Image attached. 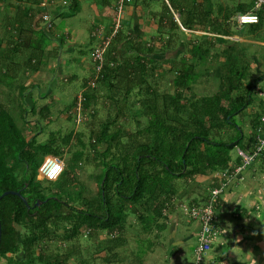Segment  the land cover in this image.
<instances>
[{
    "label": "trees",
    "instance_id": "1",
    "mask_svg": "<svg viewBox=\"0 0 264 264\" xmlns=\"http://www.w3.org/2000/svg\"><path fill=\"white\" fill-rule=\"evenodd\" d=\"M94 1L98 8L112 7L116 12L119 0ZM3 2L7 3L9 12L6 10L4 13L8 15L5 14L0 21L3 28L0 49L5 45L4 51H0V83L5 84L8 91L5 93L0 90V196L4 192L14 191L19 192L30 206L38 200L42 204L27 210L22 199L17 196L7 195L0 200V261L5 259L4 264H67L71 256L78 254L79 248L72 246L64 255H53L47 251V245L42 248L43 242L52 236L51 230L59 229L60 223H65L64 232L68 230L69 233L65 238L69 241L79 238L83 233L85 237L90 235V238L98 232L115 235L114 239L103 246V251L110 254L103 260L107 264L119 262L123 259L118 257L117 251L125 246L129 216H136L146 235L155 228L157 232H162L166 227L160 220L177 194L176 181H192L197 176H207L228 169L230 172L235 166L231 164L230 153L237 146L242 150L243 131L233 124V116L240 114L253 103L252 97L255 95L257 82L264 79V74L248 83L250 75L246 71H249V65L243 63V54L240 53L243 49H237L238 42L232 40L235 35L242 36L244 27H238L236 22L237 28L232 31L228 22L231 14L253 12L259 21L257 24L247 25V31L250 35L260 36L264 31V5L256 9L252 4L238 2L235 5L236 10L231 14L225 13L220 20L212 21L211 11L203 9L202 3H190L186 6L185 1L162 0L159 13L151 11L157 20V30L160 33L158 39L162 41V45L167 38L165 47H160L170 48L171 40L177 39L179 34L185 32L199 30L205 39L200 41L201 44H191L189 60L181 59L176 68L170 67L174 88L172 95L157 94L155 88L147 82L155 73L151 65L153 60L148 58L154 49L149 43H133V35L126 34L121 27L123 24H120L110 39L98 76L82 82L84 90L80 98L78 95L74 96L67 106L66 119L81 117L79 124H83L87 117H95L96 103L102 86L105 89V97L108 98H112L117 92L128 98L137 88L141 96L139 106H136V101L128 106L127 111H122L121 107L113 102L114 117H146V122L134 133H128L115 119H107L98 132L90 135V147L100 159L98 166L102 170L97 177L100 184L97 196L92 199L83 196V207L75 209L70 205L72 201L68 196L62 198L58 192L44 195L42 190H32V181L26 170L41 150L45 152L44 155L58 156L60 148L69 146L74 141L84 149L81 132L71 131L62 136V145L58 142L59 132L52 133L48 143H37L36 136L42 132L39 122L30 129V133L34 134L28 138L25 133L26 129L28 130L25 117L27 112L23 110L21 116L24 114V117H16L19 124L21 123L18 125L12 113V106H5L3 98L8 99L15 86L24 84L22 79H18L19 74L22 77L26 76L27 71L36 74L47 65L50 55H58L60 52L64 38L55 41L54 49H46L54 40L53 20H50L48 29L40 26L43 17L48 16L47 11L49 17L53 18L74 16L79 0H0V6ZM130 2L131 0L125 1L123 6ZM154 2L159 1L140 0V4L145 7H151ZM63 11L69 12L66 14ZM174 14L178 16L184 31L178 25ZM128 24L123 26L127 27ZM38 26L40 28H37ZM107 28L106 37H109L114 30V21ZM216 45L223 47L220 53L223 62L219 75V90L212 95L189 100L185 93L191 92L198 82L201 74L198 68L207 63L210 50L215 49ZM49 71L54 74L55 69ZM95 77V84L90 87L89 82ZM20 89V98H24V92L27 90L22 86ZM159 97L162 99L160 105ZM42 110V116L49 112L48 107ZM259 117L256 115L252 120L255 127L259 125ZM111 126L114 131L110 130ZM225 126L236 128L237 134L235 132L234 137L228 141L211 137L213 132H219ZM54 143L58 145L59 151L53 148ZM99 147L104 149L98 150ZM77 153L83 156V150ZM56 182L60 184L59 179ZM18 227L25 230V233L21 235ZM154 237L159 239L160 234L155 233ZM139 241L143 240L140 238ZM150 248L151 246L144 247L146 251L141 256H145ZM138 249L140 250L139 246ZM138 253L136 255L140 256ZM19 254H22V257H16ZM77 264L88 263L80 261Z\"/></svg>",
    "mask_w": 264,
    "mask_h": 264
},
{
    "label": "rangeland",
    "instance_id": "2",
    "mask_svg": "<svg viewBox=\"0 0 264 264\" xmlns=\"http://www.w3.org/2000/svg\"><path fill=\"white\" fill-rule=\"evenodd\" d=\"M5 1V0H4ZM139 2H135V0H131L130 3L123 6V12L122 15H120L119 22L120 24L129 23L127 27L121 26L124 28V32L128 35L137 34V37L133 35L132 42H145L149 43L150 47L154 49V52L148 56V58L152 59L153 62L151 63L152 67L154 68V75L152 77H149L147 79V82L155 88L157 91V94H167L172 95L174 92V88L172 85V73L169 72L170 67L176 68L177 63L181 59L189 60L190 53L189 49L191 44H201L200 41H204L205 39L202 37V33L198 31H194L192 33H187L182 35H178L177 39L173 38L170 42V48L163 49V46L165 42L167 41V38H165V42L163 45L161 44L162 41L158 39L159 37V31L157 30V20L152 16L151 11L155 13H159L160 6L162 5V0H157L159 2H154L151 7H145L140 4ZM175 1V0H174ZM172 0V2H174ZM179 1V0H176ZM184 2V5H189L190 3H202L203 9H209L211 11V19L212 21H216V19L220 20L221 17L227 13L231 14L232 11H235V5L236 3H245V4H252L256 8L257 1L255 0H181ZM87 3V2H86ZM85 3V0L79 1L78 6V14H76L74 17H70L69 15H66L64 18H53L50 17V20L55 21V25H57L58 30H63L64 28L69 29V31H73V27L71 26L72 23H75L77 26V29L80 31H77L75 28L76 25H74V28L76 29V33H78L75 39L77 43L81 44L80 42L83 41V43H86V46H76V49L74 52L70 53L69 48H65L67 46V42H65L61 46L60 52L57 54H52L48 57L47 65L43 66V68L39 71L38 74H33L32 72L27 71L26 76L28 77L26 79L25 77H22L20 74L18 75V79H22L24 83H27L30 85V89H28V93H38V88L34 86L35 82L37 81H44L48 83L47 87L51 88L52 85L56 84V88H52L53 94H60L63 92V86L60 84V78H63V76H67L70 74L77 73L79 77H81V74L78 73L79 69H81L83 66L87 67L90 66L93 68V76L96 74V70L94 68V63L91 60V53H90V47L93 46L96 42L94 40V43L88 41V36L90 33H88L86 30L89 26H91V23L93 21V12L90 10V3ZM65 4V1H63V5ZM98 4V3H97ZM114 4V3H113ZM59 5V4H58ZM57 5V6H58ZM7 3L3 2L1 3V15H0V21L8 15L6 10L8 8L6 7ZM51 8H54L51 6ZM49 8V9H51ZM257 9V8H256ZM9 12V10L7 11ZM11 15L13 14V11H11ZM64 13L68 14L69 11H63ZM108 16L105 17V23L106 26L110 25L112 21L116 19V12L114 11V8L110 7L108 9ZM6 14V15H5ZM48 16L49 13L47 11ZM237 13L231 14L229 19V27L232 31H235L236 26V17ZM174 18L178 19V16L174 14ZM127 19V20H126ZM210 22V21H209ZM208 22V24H209ZM41 25V24H40ZM244 33H242L241 37L233 36L232 40L238 42L237 49H243L240 51L243 55V63L249 65V71H246L247 74L250 75L249 77V84L253 82V80L256 77L263 76L264 74V31L262 35H250L248 34V28L249 26H243ZM128 28V29H125ZM108 29V28H107ZM136 29V30H135ZM138 31V32H137ZM184 31V30H182ZM247 31V32H246ZM0 33L3 34V28L0 29ZM107 31L105 32V34ZM133 33V34H132ZM167 36V34H164ZM106 37V35H105ZM213 37V36H212ZM141 41H138V39ZM213 40V38H212ZM74 41V40H73ZM74 45V43H73ZM97 45V44H96ZM125 45V44H124ZM165 47V45H164ZM216 48H212L210 50V56H208V61L203 67H199V73L200 78L198 79V82L193 86L191 92H186L185 96L189 100H194L197 97H202L205 95H212L219 90V75L221 70V63L223 62V57H220V53L223 49L222 46L216 45ZM121 49V47H120ZM62 51V52H61ZM66 52V53H65ZM72 55L75 57L74 61L68 59L70 57L68 55ZM121 52V51H120ZM122 53V52H121ZM244 67H248L244 65ZM49 69H55L54 74H51ZM247 69V68H246ZM43 73V74H42ZM90 77V74L87 73L86 75L83 74L81 78H79V82H81V87L76 89L75 82L71 81L69 84H66V99L71 100L73 96L79 95L80 92H82L84 89L82 87V82L85 81V79H88ZM85 78V79H84ZM84 79V80H82ZM51 81L54 82V84H51ZM36 85V84H35ZM31 86H33L31 88ZM53 87V86H52ZM75 88V89H74ZM72 90V92H71ZM105 89L100 86V93L97 100V106H96V116L95 117H87V120L83 124H79L77 120L82 119L81 117L73 118V120H67L66 117H26L28 121V130L26 129V135L27 137H32L34 133H30V129H32L33 126H35V123L38 121L39 124L42 126V132H39L36 136L37 143L44 144L48 143L50 139V135L53 133H58V139L60 142L59 144H63L61 142V137L65 134L70 133L71 131L75 132H81V141H83V144L85 146L84 149L80 147V145L77 143V141H74L71 145L65 146L63 148H60V151L58 150L55 143L53 144V148L59 151L58 157H60L64 161L65 170L62 173V175L59 178V183L55 182H48L44 179H38V169L41 163L43 162L44 158L47 155H44L45 152L41 150V153L39 152L32 162L29 163V167L26 170L27 176L30 178L31 182V189L35 190H42L44 195H48L49 193H57L58 195L62 196L64 198L65 196H68L72 202L68 200V203L70 202V205L72 207H75V209H81L83 205L81 204V200L83 199V196L87 199L95 198L98 192V186L100 182L98 181V175L101 173V167L98 166L100 159L97 157V155L93 152V148L90 147V135L92 136L94 133L98 132L104 122L111 121L115 119V121L121 125V128L124 131H127L128 133H134L138 129L142 128L145 124L146 117H114L115 111L113 109V104L116 103L118 107H121L122 111H127L128 106L136 103V106H139L138 101L141 99V96L138 94V89L135 88L132 92V94L128 98L122 97V94L117 92L114 95H112V98L105 97L106 93L104 92ZM258 91L264 93V79L257 82L255 95L253 94V103L247 107L243 112L240 114L233 116V124L239 126L240 129L243 131V135H249L250 131H255V128L251 127L252 120L255 119L256 115L261 116L262 110L264 108V95L259 96ZM49 92V91H48ZM108 92V91H107ZM114 92V91H113ZM15 93H17V90L15 89ZM34 97V96H33ZM6 98H3V101ZM48 101V99H46ZM70 101V102H71ZM114 102V103H113ZM162 102V99L158 98V104L160 105ZM62 103H60L61 106ZM116 107V106H115ZM21 108L19 112H16V108L12 109V113H14V118L17 121L18 125L19 120L16 118L21 117L22 109ZM68 107H66V110ZM110 109V110H109ZM29 111V110H28ZM111 111V114L108 115V112ZM30 114V113H29ZM24 117V114H23ZM137 121L138 124H137ZM111 131H114V127L111 126ZM251 131V132H252ZM235 132L237 134L238 130L236 128L225 126L222 130L219 132H213L211 135L214 139H222L225 141H228L230 138L234 137ZM41 133V134H40ZM253 134V135H252ZM252 137L254 136V133H252ZM251 136L247 138L253 139ZM124 142L126 140L124 139ZM101 147L98 148V150ZM104 149L103 147L101 148ZM83 150V156H79L77 152H81ZM250 153V151H248ZM261 155L251 164V166L256 165L259 162ZM231 158L238 160L237 163L240 162V164H236L234 162L235 166H239L242 164V157L237 154V149L235 148L230 153ZM232 161V160H231ZM250 166V167H251ZM252 166V167H253ZM249 169V168H248ZM63 182V183H62ZM62 183V184H61ZM67 183V184H66ZM195 183L199 184L197 181H187L185 179H181L176 181V190L177 194L172 198L171 204L169 205V209H167L164 213V215H172L177 216L178 222H177V231L179 232V237L185 233L180 232V230H183V226H185V221L188 220L186 216L182 214L179 207L182 204H202L206 201L209 195V190L211 189L210 181L205 183V187H197L196 190L191 194L189 192V188H191L192 185ZM59 184V185H58ZM71 184H74V186H70ZM56 187V188H55ZM190 193V194H188ZM190 195V196H189ZM191 197H194L193 199H190ZM79 198V199H78ZM82 198V199H81ZM84 200H82V203ZM260 210V209H259ZM264 211V208L262 209V213ZM164 220L167 221L166 218H162L160 220V223H164ZM170 222H166L165 227L168 225H172V218L169 220ZM128 231L125 233V246L122 249H119L117 251L118 257H122L123 260H120L119 262H113L111 264H149L151 262V259L154 256H151L154 248L159 247L158 243L163 244V240L165 239H156L154 237L155 233L158 235L161 233V230L157 232L156 228L148 235L144 234L142 231V226L138 222V219L136 216H129L128 218ZM168 224V225H167ZM64 226L65 223H60L59 229H52V236L47 238L43 244L42 248L47 245V251H50L53 253V255H64V252L72 247L75 246L78 249V254L75 256H71V258L68 260L67 264H77L80 261H83L84 263L88 264H107L103 259L109 257V253L103 251V246L106 242H109V240L114 239V237L108 235L105 232H98L97 234H93V236L90 238V235L85 237V233L81 234L79 238L73 239V240H67L65 237H68L69 233L68 230L64 232ZM69 229V226L66 225ZM52 228V226H49ZM63 227V228H62ZM19 233L22 235L25 233V230L21 228H17ZM185 230V229H184ZM187 231V229H186ZM161 236V234H160ZM142 239L143 241H139V239ZM138 239V241H137ZM145 239V240H144ZM160 240V241H159ZM167 240V239H166ZM165 240V241H166ZM190 245H198V241L196 243L195 238H191ZM155 242V245H154ZM45 243V244H44ZM196 243V244H195ZM152 244V245H151ZM168 242H166L167 247ZM164 245V246H165ZM138 246L140 250L138 249ZM149 246H152V250L149 251L151 253H146L145 256H141L146 250H144V247L149 248ZM154 246V247H153ZM162 245V247H164ZM195 246V247H196ZM101 248V249H100ZM191 248V247H190ZM190 248L186 247L183 249V255H181L178 258L171 257L167 261H164V264H195V255H194V249L191 250ZM157 250V249H156ZM139 252V253H138ZM158 252V251H157ZM139 254L140 256L136 255ZM8 257H10L8 255ZM16 257H22V254H19ZM204 258H202L201 264L204 261ZM6 262L5 259H1L0 264H4Z\"/></svg>",
    "mask_w": 264,
    "mask_h": 264
},
{
    "label": "crops",
    "instance_id": "3",
    "mask_svg": "<svg viewBox=\"0 0 264 264\" xmlns=\"http://www.w3.org/2000/svg\"><path fill=\"white\" fill-rule=\"evenodd\" d=\"M89 1L92 2L90 3L89 7L93 12L94 17L91 26H89L86 31L90 33L88 36V41L94 43L95 40L96 42L90 47V50H92L94 47H96V44L100 43L99 38L93 36V32L97 28H100L102 30L103 37L106 35L105 32L107 31V26L105 23V17L109 14V8H98L94 0H85V3H88ZM78 13L79 12L77 10L76 14ZM76 14H74V16ZM55 24L56 23L54 21V40L46 49H54L56 47L55 41H60L62 38H64L63 43H68L65 48H69L70 53L74 52L76 46H86L85 42L83 43V41H81V44H79L75 40L79 35L76 33L78 25L72 23L71 26L73 27V31L70 32L69 29L66 28L61 31L58 30V27ZM124 24L127 25L128 23ZM41 25L45 27V29H48L46 22L43 21ZM74 25H76V29L74 28ZM1 28L2 27L0 23V29ZM37 28L40 27L38 26ZM77 31L80 30L77 29ZM133 35L136 36V33ZM0 36H3V34L0 33ZM4 41L6 40H3V42ZM4 49L5 45L2 46L0 51H4ZM69 56L70 57H68V59L70 58V60L74 61L75 57L72 55ZM38 73L39 72L36 74ZM78 73L81 74V77L83 74L86 75L89 73L90 77L88 79H91L93 75V68L90 66H83L81 69H79ZM81 77H79L77 73H74V75L70 74L60 78V84L63 86V92L60 94H53L52 88H56V84H54L53 81H51V84L54 85H52L53 87L51 86V88L47 87L48 83L44 81L35 82L36 85L34 84V86L38 88V93H33L34 97L32 96V93H28V89H30L29 84L24 83L20 86H15L14 91H12L13 94L11 96L9 95L8 99H5L6 101H3L4 105L12 106V109L13 107L16 108V112H19L21 108L25 107L22 109V111L25 110L27 112L25 117H68V109L66 110V107L71 103V100L65 98V96L67 97L65 91L68 89H66V84H69L71 81H76V89H79L81 87L79 78ZM74 78L75 80H72ZM21 86L24 90H27L24 92V98H20L19 90H21ZM32 87L33 86H31V88ZM15 89L17 90V93H15ZM0 90L5 93L8 91L5 84L3 83H0ZM46 99H48V101H46ZM60 103H62V107H58L60 106ZM44 107H48L49 112L48 114H44L42 116L41 112L43 111L42 109ZM250 124L252 128H255L254 122H251ZM251 131L249 132V135L245 136L242 134L243 142L241 148L244 152L250 151L251 145L254 143L253 139L247 140V138L249 136L252 137V133H254ZM236 149L241 150L239 149V146H237ZM231 160V164L233 166L234 162L236 164L238 162V160H236V158L234 159L233 157ZM252 166L248 167L249 169L246 168L243 170L236 177L230 178L229 182L225 181V187L219 196V205L215 210L218 221L217 224L222 233L212 244L210 250L205 254L202 264H264V211L262 213V209L264 208V153L260 157L259 162L253 167ZM220 173L221 172H213L207 176L195 177V181H197L199 184L195 183L192 185L191 188H189V192L192 194L198 186L202 188L205 187L204 184L208 181H210L211 187L212 185L214 186L218 183H223V180L218 179ZM193 198L194 197H191L190 199ZM163 218L167 219V221L164 220L165 224L166 222H170L169 220L172 218L173 224H167L168 226L160 233V240H167H163V244L158 243L159 247L154 248L155 250H153L152 254H150L154 257L151 259L149 264H164L163 262L167 261L171 257H173V259L178 258L183 255V249L186 247H191V250L195 249L196 245L189 244L191 242V238H195L197 243V234L199 228L196 222L187 218L188 220L185 221L186 223H184L185 226H183V230H180L181 233H185L179 237V230L177 231V216L172 217V215L168 214L164 215ZM166 242H168L167 247L165 245ZM162 245L165 246L162 247ZM151 250L152 246L150 248V251Z\"/></svg>",
    "mask_w": 264,
    "mask_h": 264
},
{
    "label": "built area",
    "instance_id": "4",
    "mask_svg": "<svg viewBox=\"0 0 264 264\" xmlns=\"http://www.w3.org/2000/svg\"><path fill=\"white\" fill-rule=\"evenodd\" d=\"M125 1L129 2V0H119L117 3V14L116 19L114 20V30L109 37H103L102 30L100 28H97L93 32V36L99 38L100 40V43L94 47L91 53V59L93 63H95L96 77L103 66L105 51L109 45L110 39L120 27L119 19L120 15H122V6ZM255 1H257L256 8L264 5V0ZM42 6H44V4H42ZM43 21L47 23V28H50V17L44 16ZM176 21L180 26L178 19H176ZM258 21V16L253 12L239 14L236 17L238 27L254 25L257 24ZM180 28L184 30L181 26ZM96 77L89 82L90 87L94 86ZM80 94L81 92L79 93L78 98H80ZM258 94L259 96L264 95V93L260 91H258ZM261 114L262 115L259 117V125L254 131V143L251 145L250 153L237 150V154L242 157V164L239 166H234L230 172V169H228L219 174L218 179L223 180V183H218L219 185L215 186L214 188L212 187L209 190L208 198L204 203L197 205L182 204L179 207L184 216L198 224V245L194 249L195 264H201L202 258L210 250L212 244L222 233L217 224L218 221L215 210L219 205V196L225 187V181L229 182L230 178L236 177L243 170L250 167L264 150V110ZM77 122H79V120H77ZM64 170V161L60 157L46 156L38 169V176L40 179H44L48 182H55L60 178Z\"/></svg>",
    "mask_w": 264,
    "mask_h": 264
},
{
    "label": "water",
    "instance_id": "5",
    "mask_svg": "<svg viewBox=\"0 0 264 264\" xmlns=\"http://www.w3.org/2000/svg\"><path fill=\"white\" fill-rule=\"evenodd\" d=\"M7 195H14V196H17L19 197L20 199H22L23 203L26 205L27 207V210H30L32 208H36V207H39L42 202L41 201H36L35 204L33 206H30L28 205L26 199L19 193V192H14V191H7V192H4L1 196H0V200L4 197V196H7ZM0 241H1V224H0Z\"/></svg>",
    "mask_w": 264,
    "mask_h": 264
},
{
    "label": "flooded vegetation",
    "instance_id": "6",
    "mask_svg": "<svg viewBox=\"0 0 264 264\" xmlns=\"http://www.w3.org/2000/svg\"><path fill=\"white\" fill-rule=\"evenodd\" d=\"M34 204H35V203H34ZM34 204H33V205H34ZM33 205H32V206H33Z\"/></svg>",
    "mask_w": 264,
    "mask_h": 264
}]
</instances>
